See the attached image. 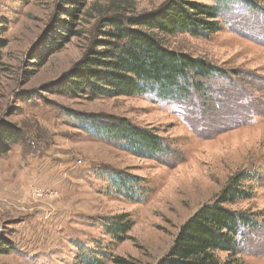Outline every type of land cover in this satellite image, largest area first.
<instances>
[{
    "label": "rangeland",
    "instance_id": "rangeland-1",
    "mask_svg": "<svg viewBox=\"0 0 264 264\" xmlns=\"http://www.w3.org/2000/svg\"><path fill=\"white\" fill-rule=\"evenodd\" d=\"M165 1L0 0V142L19 137L6 152L0 146V264H158L179 229L237 176L249 197L225 207L253 225L238 236L236 258L264 264V0L222 3L212 35L161 37L221 71L187 100L156 90L92 100L60 92L109 19ZM84 116L152 130L169 150L137 157ZM118 217L130 223L120 239L106 231Z\"/></svg>",
    "mask_w": 264,
    "mask_h": 264
},
{
    "label": "trees",
    "instance_id": "trees-1",
    "mask_svg": "<svg viewBox=\"0 0 264 264\" xmlns=\"http://www.w3.org/2000/svg\"><path fill=\"white\" fill-rule=\"evenodd\" d=\"M211 1L214 6L196 0H166L155 12L136 18L109 19L105 25L108 29L100 31L97 44L59 80L60 92L80 93L92 100L156 90L165 99L174 95L189 99L194 86L196 92L201 91L199 81L209 80L221 71L204 60L167 49L161 37L178 33L206 37L217 33L221 28L220 5L234 0ZM84 117L94 133L137 157L156 160L169 150L152 130L112 117ZM18 140L14 131L3 137L0 142L3 152ZM239 177L231 179L213 204L201 207L179 229L173 247L158 264H243L236 258L237 239L243 228L252 227V220L225 207L249 197L241 189L242 176ZM114 180L121 187L128 185L120 175L114 176ZM124 221L123 217L113 219L106 231L120 239L130 227ZM222 252L228 255L224 261L216 256Z\"/></svg>",
    "mask_w": 264,
    "mask_h": 264
}]
</instances>
